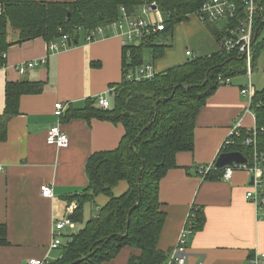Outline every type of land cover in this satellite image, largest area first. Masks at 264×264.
I'll use <instances>...</instances> for the list:
<instances>
[{"label":"crops","instance_id":"1","mask_svg":"<svg viewBox=\"0 0 264 264\" xmlns=\"http://www.w3.org/2000/svg\"><path fill=\"white\" fill-rule=\"evenodd\" d=\"M143 7L139 6L130 15L126 9L119 8L118 20L163 19L159 9L145 14ZM225 25L223 18L202 21L194 14L189 15L187 20L175 23L170 33H158L154 41L168 46L156 57L150 47L145 48L143 64L135 71L150 65L151 72H158L194 57L216 53L220 43L214 31L222 30ZM124 29L106 24L103 35L93 41H86L80 35L77 43L72 41L66 48L51 51L49 41L42 37L19 42L18 31L8 25L10 45L5 52L6 64L0 67V113L5 106L8 82L26 80L43 85L40 92L20 97L19 113L8 120L5 137L0 140V223L6 224L8 239L7 245L0 246V264H27L28 258L51 260L58 256V247H49L53 223L66 215L72 202L70 195L86 186L88 157L118 145L124 132L121 123L95 117L65 119L64 115L67 110L72 113L84 108L89 99H94V106L98 107L99 95L107 98L108 108L114 105L111 84L122 78L124 36L120 32ZM140 42L137 39L131 44ZM35 59L43 62L19 72L20 63ZM245 76L248 80L247 73ZM240 77L219 86L207 99L196 117L193 151L177 153L176 167L169 169L159 183V199L165 211L158 240L160 249L174 248L192 205L202 211V227L188 236V264H249L254 255L264 252V205L257 208L245 196L252 184L250 174L236 170L229 180L204 179L198 171L215 163L232 125L247 130L255 126L254 113L252 109L245 112L246 96L240 93L241 86H247L248 82ZM250 81L253 91L264 86L261 80L260 87H256L251 76ZM57 102L65 106L60 118L55 115ZM56 123L68 136L66 147L45 141L47 130ZM44 184L51 186L52 196L41 194L40 187ZM125 189V182H119L113 194L119 195ZM106 201L104 194H98L94 200L97 208ZM79 224L65 227L61 242L80 228ZM134 252L132 248H124L105 264H128V256Z\"/></svg>","mask_w":264,"mask_h":264},{"label":"trees","instance_id":"2","mask_svg":"<svg viewBox=\"0 0 264 264\" xmlns=\"http://www.w3.org/2000/svg\"><path fill=\"white\" fill-rule=\"evenodd\" d=\"M205 1L0 0V67L6 64L3 54L10 45L8 25L18 31L19 42L36 37L50 42L62 35H68L72 42L80 35L85 37L97 26L118 19L121 6L130 15L139 6L154 2L163 15V30L142 38L138 45L123 47L122 78L111 84L114 87L112 107L94 106L95 100L89 99L84 108L65 112V119L95 117L121 123L124 132L114 149L93 152L88 157L87 184L81 192L70 195L69 202L75 201L76 206L69 217L74 223H81L85 203L96 206L94 200L98 194L107 197L106 203L96 208L83 226L68 236L65 244L59 245L58 256L47 264H105L126 247L135 250L128 256V264H166L171 249L164 251L158 247L165 220L159 199L160 180L169 169L176 167L177 153L193 151L199 110L219 86L231 84L232 78L246 74V61L238 55L237 49L220 48L211 55L194 57L154 72L150 78L128 80L126 75L143 64L145 48L150 47L156 57L168 46L154 41L158 33H170L175 23L187 20L189 15L199 17ZM233 1L238 6L236 16L225 19V28L214 31L219 43L244 17V2ZM255 5L253 36L256 32L257 38L251 47L252 69L256 58L264 52V34L260 36L264 29V0H255ZM42 85L26 80L6 84L5 106L0 113V140L5 137L8 120L19 113L20 97L40 92ZM251 109L255 116L256 145L264 163V86L254 91ZM248 134L249 130L240 128L239 134L232 136L234 142L224 145L220 153L239 151L250 159L252 147L242 144ZM221 172L222 168L213 167L204 179H219ZM122 181L126 189L119 195L113 194V188ZM195 207L193 232L203 223L202 211ZM7 244V226L0 223V246Z\"/></svg>","mask_w":264,"mask_h":264},{"label":"built area","instance_id":"3","mask_svg":"<svg viewBox=\"0 0 264 264\" xmlns=\"http://www.w3.org/2000/svg\"><path fill=\"white\" fill-rule=\"evenodd\" d=\"M244 2V17L238 21V24L229 30V36L220 42V48L230 51L232 49H237L238 55L245 59L246 61V73L248 75L247 86L240 88V93L246 96V106L245 112L251 111V102L254 94L252 84L250 81V76L252 73L251 66V47L253 39V18L257 11L255 0H242ZM154 7V9H153ZM121 11H125L124 7H120ZM153 10H158L154 2L146 4L143 7V13L147 14ZM238 6L233 0H206L199 10V18L202 21H214L218 19H232L236 16ZM115 28L123 29L120 34L124 36L122 40V46L125 48L130 45L134 40H139L144 37L149 36L151 33L163 30V19L159 18L157 20H146L143 17H126L123 22L120 20H112L108 22ZM104 26H97L94 30L86 33V41H93L98 36H102L104 32ZM78 31H82L81 27H77ZM70 38L68 35H62L58 42H49V49L55 51L61 48H66L70 45ZM191 54L190 51L186 52ZM5 57V54H3ZM40 60H29L24 61L18 65L19 72H24L25 70L36 66ZM150 65H143L137 71L129 72L126 75L128 80H142L152 77L154 72L150 71ZM111 91V89H110ZM97 104L101 108H108V101L104 95L97 96ZM55 115L60 118L63 113L65 106L57 102L54 104ZM240 128L238 124L231 126L229 135L223 141V145L231 144L234 142L232 136L238 135ZM256 128L255 126L249 129V134L244 137L242 144L248 147H252V154H250V159H247L246 163H231L225 165L222 168L221 178L224 180H229L236 170L246 171L250 174L252 178V184L246 190L245 196L247 199L252 200L257 208L264 205V163H262V152H259L256 145ZM45 141L47 144H51L57 147H66L68 145V136L59 128V124H53L46 132ZM252 160V162H251ZM214 167V164H209L204 167L199 168V173L204 177L205 174ZM40 192L43 196H52V188L48 184H44L40 187ZM76 203L71 202L67 207V213L61 220L55 221L53 223V228L51 231V242L49 247L51 249L59 247L61 245L62 232L65 227H73L74 223L70 219L69 215L75 208ZM197 208L192 205L190 207L189 213L185 220V225L180 232L177 243L171 250V253L167 259L166 264H188L187 263V240L188 236L193 233L192 222L195 218V212ZM48 258H28L27 264H47ZM264 262V252L254 255L250 259L249 264H259Z\"/></svg>","mask_w":264,"mask_h":264},{"label":"rangeland","instance_id":"4","mask_svg":"<svg viewBox=\"0 0 264 264\" xmlns=\"http://www.w3.org/2000/svg\"><path fill=\"white\" fill-rule=\"evenodd\" d=\"M261 32L262 33L260 36H262L264 34V29ZM240 78H242V80L246 79V81L248 82L246 76L245 77L241 76ZM251 78H252V81L256 87H260V85H261V84H258V81H261V80L264 81V52L260 53V55L256 58V63L254 65L253 72L251 74ZM96 208L97 207L93 203H87L84 206V210H83L84 220L82 221V223L79 224L80 227H82L84 222L87 221L95 213ZM79 225L77 227H79ZM66 241H67V238L64 237L62 244H65ZM126 248H128V247H126ZM122 250L118 253V256L121 254ZM186 251H187V248H186Z\"/></svg>","mask_w":264,"mask_h":264},{"label":"water","instance_id":"5","mask_svg":"<svg viewBox=\"0 0 264 264\" xmlns=\"http://www.w3.org/2000/svg\"><path fill=\"white\" fill-rule=\"evenodd\" d=\"M256 37H257V33L255 32L253 39H252V43H254V41L256 40ZM74 43H77V41L75 40ZM246 161H247L246 157L239 151L223 152V153H220L219 156L217 157V159L214 163V167L221 168V167H223L225 165H229L231 163H246ZM137 180L139 181V176H138ZM131 209H130V211H131ZM127 218H129V217L127 216ZM128 222H129V220H127V224H128ZM78 261L79 260H76L75 262H78Z\"/></svg>","mask_w":264,"mask_h":264}]
</instances>
